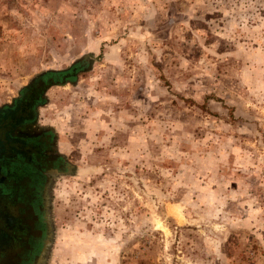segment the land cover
<instances>
[{
  "label": "rangeland",
  "instance_id": "374dc122",
  "mask_svg": "<svg viewBox=\"0 0 264 264\" xmlns=\"http://www.w3.org/2000/svg\"><path fill=\"white\" fill-rule=\"evenodd\" d=\"M70 68L27 264H264V0H0V107Z\"/></svg>",
  "mask_w": 264,
  "mask_h": 264
},
{
  "label": "flooded vegetation",
  "instance_id": "af4514ba",
  "mask_svg": "<svg viewBox=\"0 0 264 264\" xmlns=\"http://www.w3.org/2000/svg\"><path fill=\"white\" fill-rule=\"evenodd\" d=\"M71 69L38 75L0 107V264H27L40 247L41 191L62 158L52 150V132L33 122L42 92L61 84Z\"/></svg>",
  "mask_w": 264,
  "mask_h": 264
}]
</instances>
